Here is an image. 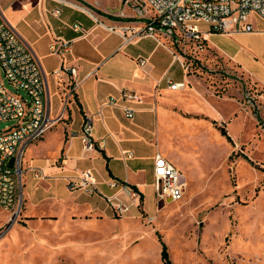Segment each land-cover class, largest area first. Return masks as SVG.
Masks as SVG:
<instances>
[{"label":"rangeland","instance_id":"rangeland-1","mask_svg":"<svg viewBox=\"0 0 264 264\" xmlns=\"http://www.w3.org/2000/svg\"><path fill=\"white\" fill-rule=\"evenodd\" d=\"M69 1L114 24L146 20L138 15L137 0ZM35 2L0 0V11L22 26L36 15V10H30ZM175 43L181 45L179 51L192 74L205 79L219 95L239 97L264 128V114H260L264 104L248 78L215 51L195 55L193 44ZM208 43L219 50L229 45L221 33H213ZM5 85L27 97L7 80ZM13 123H0V132ZM216 123L226 128L225 122ZM49 131L46 140L56 152L60 138H52ZM261 134L255 138L263 143ZM168 135L186 158L180 166L185 176L184 197L177 202L160 201L149 172L143 192H137L139 206L121 217L104 201L90 203L82 191L69 194L66 180L53 176L35 154L30 158L28 150L23 151L15 165L18 202L11 212L0 209V264H165L163 244L171 264H264V166L251 160L257 172L253 175L245 163H238L245 148L221 141L205 126L175 120ZM40 140L32 145L34 150ZM60 161L52 160L51 167L60 166ZM38 171L44 177L36 178ZM85 203L92 209L87 210Z\"/></svg>","mask_w":264,"mask_h":264},{"label":"crops","instance_id":"crops-1","mask_svg":"<svg viewBox=\"0 0 264 264\" xmlns=\"http://www.w3.org/2000/svg\"><path fill=\"white\" fill-rule=\"evenodd\" d=\"M56 9L61 11L59 16L53 14ZM30 10H36V15L22 26L15 25L0 12L49 74L47 106L54 122L49 132L52 138H60V146L52 152L55 149H51L45 133L37 150L32 148V143L24 152L28 150L30 158L36 155L39 162H46L53 176L67 181L84 170H91L105 195L117 192L109 187L111 180L130 188L136 186L143 192L149 172L154 180L155 157L160 154L179 169L184 181L180 166L186 158L171 144L168 135L175 120L205 126L221 141L233 146L214 123L225 122L233 142L246 150L238 163H245L253 175L256 168L244 156L264 166V142L255 138L264 128L257 122V116L246 110L239 97L219 95L208 87L205 79L186 69L182 65L185 58L179 51L181 45H176L173 39L162 34H141L146 29V20L114 24L69 0H37ZM250 22L254 32L226 34L227 48L219 50L208 43L207 50L218 53L229 66L248 78L264 104V19L252 16ZM75 24L81 25V32L74 30ZM55 39L71 41L72 52L64 58L50 54ZM142 59L146 61L143 66ZM62 64L78 69L74 80L79 86L75 92L69 83L72 77L63 76L56 81L51 76ZM166 75L183 84L182 88L171 89L164 80ZM123 90L137 92L145 101L142 106L121 101L122 105L139 108L133 119L127 118L121 107L105 105L111 96L120 100ZM69 94L71 97L66 101ZM88 119L93 123L96 148L84 154L82 133ZM238 123L240 128L232 132ZM261 137L264 138V132ZM123 151L132 152L133 157L124 159ZM39 152L42 154L38 155ZM56 159H61L60 166L51 167ZM74 192L78 191L68 189L69 194ZM78 195L85 196L90 203L101 205L104 201L98 196ZM122 198L128 201L125 195ZM90 203H85L87 210L92 209Z\"/></svg>","mask_w":264,"mask_h":264},{"label":"built area","instance_id":"built-area-1","mask_svg":"<svg viewBox=\"0 0 264 264\" xmlns=\"http://www.w3.org/2000/svg\"><path fill=\"white\" fill-rule=\"evenodd\" d=\"M140 5L138 15L147 21L146 29L141 34H162L175 42H188L195 45V53L208 49V36L212 33L231 34L233 32H254L250 22L252 16L264 19V0H137ZM60 9L53 14L59 16ZM204 25L205 27H202ZM74 30L81 32L80 24ZM72 52L71 41L55 39L50 45V54L64 58ZM176 59L179 57L176 55ZM146 61L140 60V65ZM190 70V65L182 61ZM78 72L76 67L62 64L51 76L60 81L63 76L69 80L73 92L79 86L74 80ZM30 49L16 29L0 15V123L13 121V125L0 132V209L11 212L19 198V182L16 166L10 168L8 163L18 157L24 149L40 140L53 126L47 106V77ZM5 80L17 91L23 90L27 97L10 91ZM164 80L173 90L182 88L183 84L171 77ZM69 94L66 101L69 100ZM144 105L143 96L137 92L123 90L120 100L109 97L105 105L121 107L127 118L133 119L139 108L122 105ZM100 145V144H99ZM96 148L93 138V123L88 119L83 127L82 151L84 154ZM124 159L133 157L130 151L122 152ZM36 178L44 177L42 171L35 173ZM70 191H82L88 196L102 198L119 217L128 213L133 206H139L138 191L128 185L111 180L108 185L117 190L114 195H105L98 188V181L91 170L82 171L77 177L67 179ZM186 184L179 169L164 156L157 154L154 167L155 194L160 201L177 202L185 195ZM125 195L128 201L122 198Z\"/></svg>","mask_w":264,"mask_h":264},{"label":"trees","instance_id":"trees-1","mask_svg":"<svg viewBox=\"0 0 264 264\" xmlns=\"http://www.w3.org/2000/svg\"><path fill=\"white\" fill-rule=\"evenodd\" d=\"M217 126V123L214 122ZM217 128L219 129V131L221 132V134L223 136H225L227 138V140L231 143V144H234L233 143V140L231 139V137L228 135L227 133V130L224 126H217ZM232 158V156H231ZM230 158V159H231ZM244 158L251 164V165H254L253 161H251L248 157L244 156ZM264 171V169H263ZM131 188H133L134 190L138 191L137 187L136 186H131ZM141 198L143 199V196L141 195ZM162 259L164 261L165 264H171V261H170V256H169V252L167 250V247L165 246V244H163V251H162Z\"/></svg>","mask_w":264,"mask_h":264},{"label":"water","instance_id":"water-1","mask_svg":"<svg viewBox=\"0 0 264 264\" xmlns=\"http://www.w3.org/2000/svg\"><path fill=\"white\" fill-rule=\"evenodd\" d=\"M121 1H123V2H127L128 0H121ZM15 165H16V159L13 158V159H11L10 162L8 163V166H9L10 168H14Z\"/></svg>","mask_w":264,"mask_h":264}]
</instances>
